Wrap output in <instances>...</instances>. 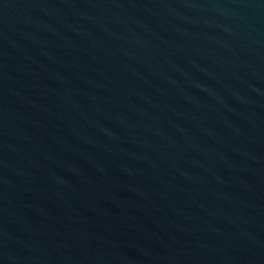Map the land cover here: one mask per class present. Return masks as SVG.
<instances>
[{"label":"water","instance_id":"water-1","mask_svg":"<svg viewBox=\"0 0 264 264\" xmlns=\"http://www.w3.org/2000/svg\"><path fill=\"white\" fill-rule=\"evenodd\" d=\"M0 264H264V0H0Z\"/></svg>","mask_w":264,"mask_h":264}]
</instances>
